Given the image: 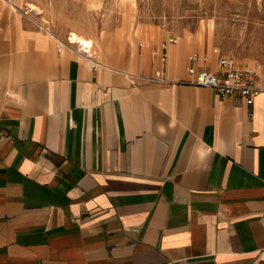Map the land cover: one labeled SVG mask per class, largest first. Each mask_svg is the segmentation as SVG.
<instances>
[{
  "label": "crops",
  "instance_id": "crops-1",
  "mask_svg": "<svg viewBox=\"0 0 264 264\" xmlns=\"http://www.w3.org/2000/svg\"><path fill=\"white\" fill-rule=\"evenodd\" d=\"M20 3L0 0V264H264V95L194 85L190 57L219 55L184 40L96 69Z\"/></svg>",
  "mask_w": 264,
  "mask_h": 264
},
{
  "label": "rangeland",
  "instance_id": "rangeland-1",
  "mask_svg": "<svg viewBox=\"0 0 264 264\" xmlns=\"http://www.w3.org/2000/svg\"><path fill=\"white\" fill-rule=\"evenodd\" d=\"M20 1L40 28L66 33V42L73 33L92 40L101 66L131 64L169 38L197 51L217 49L240 66H264V0Z\"/></svg>",
  "mask_w": 264,
  "mask_h": 264
},
{
  "label": "built area",
  "instance_id": "built-area-1",
  "mask_svg": "<svg viewBox=\"0 0 264 264\" xmlns=\"http://www.w3.org/2000/svg\"><path fill=\"white\" fill-rule=\"evenodd\" d=\"M72 36L67 42H60L59 47L76 45L73 42ZM179 39L169 38L162 44L164 50L162 62L167 63L168 51L171 45H177ZM80 51L84 57L93 61L91 54L92 47L88 50L81 46ZM214 53L219 55V73L212 72L206 69L198 70L196 65L200 62L207 63L208 59L195 54L190 57L192 66L189 68V73L195 76L192 82L196 86L213 89L217 95L221 97L241 96L249 106H252L256 99L264 95V66H240L238 62L227 56H222L219 50L214 49ZM100 65L95 62L94 67L97 69Z\"/></svg>",
  "mask_w": 264,
  "mask_h": 264
},
{
  "label": "bare ground",
  "instance_id": "bare-ground-1",
  "mask_svg": "<svg viewBox=\"0 0 264 264\" xmlns=\"http://www.w3.org/2000/svg\"><path fill=\"white\" fill-rule=\"evenodd\" d=\"M71 38H72L73 42H75L76 44H79L80 46H83L87 50L90 47L94 46V42L92 40L86 39L77 33H73ZM189 42H191V41H189Z\"/></svg>",
  "mask_w": 264,
  "mask_h": 264
}]
</instances>
